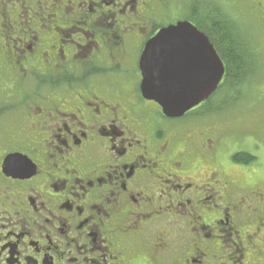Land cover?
<instances>
[{
  "label": "flooded vegetation",
  "instance_id": "obj_1",
  "mask_svg": "<svg viewBox=\"0 0 264 264\" xmlns=\"http://www.w3.org/2000/svg\"><path fill=\"white\" fill-rule=\"evenodd\" d=\"M197 1L0 0V69L13 81L0 103V264H243L255 253L264 182L234 161L244 179L227 173L201 111L228 75L215 44L220 85L182 116L140 91L145 44L179 21L198 28ZM258 10L264 22V0Z\"/></svg>",
  "mask_w": 264,
  "mask_h": 264
},
{
  "label": "rangeland",
  "instance_id": "obj_2",
  "mask_svg": "<svg viewBox=\"0 0 264 264\" xmlns=\"http://www.w3.org/2000/svg\"><path fill=\"white\" fill-rule=\"evenodd\" d=\"M209 1V0H205ZM218 5L230 20H234L241 30L252 41V46L259 54L258 69L252 76H249L234 92L225 87H221L219 92L212 95L209 105L202 108L201 111L211 113V126L214 127V136L227 147L220 152V158L226 165L227 173L231 176L243 180L245 175L242 171L230 168L232 162L231 155L236 152H247L255 159L247 164H239L241 170L251 172L255 178L264 182V27L260 21L253 16L252 0H211ZM261 2V0H258ZM245 52L247 45L240 42ZM263 49L261 54L259 47ZM251 63V58L248 59ZM12 80L7 75L5 69H0V103L8 101V95L11 93ZM195 119V118H194ZM206 122V119L203 123ZM196 127H207L196 126ZM252 177V176H251ZM254 178V177H253ZM169 222V217L167 218ZM260 235V236H259ZM258 236H254L255 253L249 249L244 251L243 264H264V231ZM243 238V237H242ZM240 239V241L242 240ZM244 245L248 244L245 239Z\"/></svg>",
  "mask_w": 264,
  "mask_h": 264
},
{
  "label": "water",
  "instance_id": "obj_3",
  "mask_svg": "<svg viewBox=\"0 0 264 264\" xmlns=\"http://www.w3.org/2000/svg\"><path fill=\"white\" fill-rule=\"evenodd\" d=\"M140 90L168 117H180L213 93L223 63L207 36L188 21L161 28L139 58Z\"/></svg>",
  "mask_w": 264,
  "mask_h": 264
},
{
  "label": "trees",
  "instance_id": "obj_4",
  "mask_svg": "<svg viewBox=\"0 0 264 264\" xmlns=\"http://www.w3.org/2000/svg\"><path fill=\"white\" fill-rule=\"evenodd\" d=\"M197 5V18L192 20L189 16L188 19L194 22L208 36L211 40L210 42L215 44L225 62V70L228 74L224 82L217 89V92L223 86L225 89L234 92L249 76L255 75L258 69L257 64L260 63L259 54L252 46V41L241 30L240 26L234 20H230L226 12L222 11L214 1L198 0ZM252 6L254 7L252 14L257 18L260 12L258 10L259 1L252 0ZM257 19L260 21L262 27H264V22L259 18ZM240 42L247 45L245 52ZM260 52L261 54L263 53L262 48ZM249 58H251V63L248 61ZM213 112H216V110L212 109L208 113L211 114ZM254 159L255 157L247 152H236L232 155V161L241 164H247Z\"/></svg>",
  "mask_w": 264,
  "mask_h": 264
}]
</instances>
